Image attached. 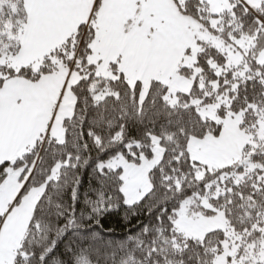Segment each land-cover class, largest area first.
Returning a JSON list of instances; mask_svg holds the SVG:
<instances>
[{"label": "snow or ice", "instance_id": "obj_1", "mask_svg": "<svg viewBox=\"0 0 264 264\" xmlns=\"http://www.w3.org/2000/svg\"><path fill=\"white\" fill-rule=\"evenodd\" d=\"M0 264H264V0H0Z\"/></svg>", "mask_w": 264, "mask_h": 264}, {"label": "trees", "instance_id": "obj_2", "mask_svg": "<svg viewBox=\"0 0 264 264\" xmlns=\"http://www.w3.org/2000/svg\"><path fill=\"white\" fill-rule=\"evenodd\" d=\"M94 177L87 171L83 175L80 198L75 206L78 211H84L87 207L86 198L92 197V186ZM147 215L143 208L133 209L129 205H120L115 207L100 218L99 225H90L83 231L97 230V234L108 241H122L129 239L138 232L142 223L146 222Z\"/></svg>", "mask_w": 264, "mask_h": 264}]
</instances>
